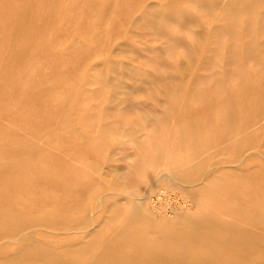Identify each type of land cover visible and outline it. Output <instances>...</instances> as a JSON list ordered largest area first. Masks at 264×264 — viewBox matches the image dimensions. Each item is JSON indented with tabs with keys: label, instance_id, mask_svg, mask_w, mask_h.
<instances>
[{
	"label": "rangeland",
	"instance_id": "obj_1",
	"mask_svg": "<svg viewBox=\"0 0 264 264\" xmlns=\"http://www.w3.org/2000/svg\"><path fill=\"white\" fill-rule=\"evenodd\" d=\"M132 196L264 239V0H0V211L77 260L115 245ZM24 234L0 264H43L15 262Z\"/></svg>",
	"mask_w": 264,
	"mask_h": 264
},
{
	"label": "bare ground",
	"instance_id": "obj_2",
	"mask_svg": "<svg viewBox=\"0 0 264 264\" xmlns=\"http://www.w3.org/2000/svg\"><path fill=\"white\" fill-rule=\"evenodd\" d=\"M225 88L227 89V87ZM251 152L253 153V151ZM246 157L248 156H245V158ZM243 160L239 162V165L243 163ZM196 162L197 161H195V163ZM164 175H167V174L164 173ZM185 179L187 182L189 181V179H192V176L188 175L186 176ZM152 180L153 179H151V181ZM176 183H178V179ZM187 183H184L185 187ZM149 184L151 186L152 182H150ZM19 185L21 186V184ZM184 185H182V187ZM222 185L223 184H221L220 186ZM188 189H189V186H188ZM190 189H192V187ZM224 191H225V188H218L217 192L218 194H221ZM161 192H162V189H161ZM176 192H177V189H176ZM182 193H184V191ZM124 196H126L125 193H124ZM170 196H172V194H170ZM143 197L145 199L143 200L140 198L141 200L139 199L140 200L139 203H136V200H135L136 198L133 197L134 201H132L126 209L118 208L113 211V218L117 220L120 219L121 221H123V226L120 227V230L118 231V239L117 241L115 240L116 243L113 247H102L94 253L92 251L90 252L92 248V244L89 242H83L82 244L77 246L75 251L71 252L73 254L77 252L78 253L80 252L82 254L81 258L77 260L74 257H71L70 259H68L61 254H58V253L53 252L52 250H49L48 248L42 247L38 244L31 242L30 239L33 237L32 236L33 230L31 227L42 225L41 224L42 222L40 220L19 219L17 221H13L11 212L0 211V237L9 239L11 240L10 242H12L13 240H17L19 236H21V234L25 232V234L23 235L25 237L23 236L22 237L26 239V241L27 240L28 241L24 243L15 262L33 261L36 263H43V264H109V263L135 264L134 261L137 258L140 259V257L144 254L142 252H146L145 254L146 257L153 264H156L155 262L157 261L159 263L161 262V260L166 261L168 264H217V262L219 261H222L223 264H237L235 262V259L237 255H239V251L236 249L238 244L240 245L245 255L255 250L258 246H264L263 237H259L254 233L236 229L235 225H231L230 227L227 226L225 228L223 220L213 218L206 214H200L199 218H196V219L187 217L185 215L183 216L182 220L178 224H169L164 219L165 216L161 214L162 211L160 212L158 208L152 205V204H155V202L153 201V203H151L149 199H146L145 196ZM180 198H182V196H180ZM197 200L201 202L200 199H197ZM187 201L189 200L187 199ZM184 205H183V208L185 207ZM180 206L181 205H179L178 207ZM194 207H195V204H194ZM91 219H93V217ZM89 224H90V221L85 220L84 226H81L79 228L80 230L78 229L79 233L83 234L84 236L83 238H85V240L86 238H89L90 236H93L97 233V232L95 233V231L90 232L88 230ZM47 226L50 228L56 227V225L52 222ZM48 231L50 232L51 230H48ZM54 234H56V232ZM97 235L98 234H96L95 236ZM18 242L19 240L17 241V243ZM127 245H133L135 247V252L130 253V252L125 251V247ZM219 250H221L222 253H220Z\"/></svg>",
	"mask_w": 264,
	"mask_h": 264
}]
</instances>
